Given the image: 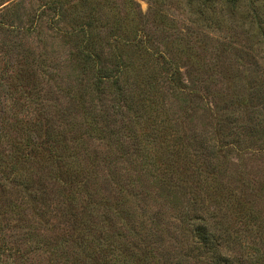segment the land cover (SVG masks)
<instances>
[{"label": "trees", "instance_id": "trees-1", "mask_svg": "<svg viewBox=\"0 0 264 264\" xmlns=\"http://www.w3.org/2000/svg\"><path fill=\"white\" fill-rule=\"evenodd\" d=\"M6 1L0 0V6ZM20 1L0 12V30L5 28L6 35L38 37L41 31L33 25L49 12L47 21L55 27L68 21L64 29L54 27L63 58L55 52L22 54L14 76L0 82L10 111L43 110L50 93L42 83L48 81L75 108L74 114L69 108L60 110L65 122L59 142L53 126L17 117L8 124L19 128L18 152L27 147L34 162L41 160L49 172L55 162L59 165L71 231L58 251L50 247L53 254L64 264H264V225L214 178V148L204 145V138L194 147L172 124L165 94L180 110L187 108L180 98V71L153 39L144 38V17L134 0H119L122 12L114 0H47L27 27L22 25ZM242 1L224 0L229 11ZM249 1L259 8L261 0ZM207 2L189 0L193 16L202 23ZM156 18L164 28L174 29L173 18L162 13ZM253 18L264 38L261 15L256 12ZM180 39L170 42L177 50H183ZM66 69L69 73L61 78L60 70ZM88 138L107 151H90ZM98 160L113 167L108 170L117 189L112 198L104 196L105 187L99 188L101 182L107 184L108 175L99 174ZM153 183L163 191L154 199ZM161 197L179 213V218L171 215L179 222L174 231L165 226L166 205L156 200ZM150 202L160 207L151 213ZM136 209L148 217V224L136 216ZM230 216L242 220V230H233ZM184 231L192 234L191 241Z\"/></svg>", "mask_w": 264, "mask_h": 264}, {"label": "rangeland", "instance_id": "rangeland-1", "mask_svg": "<svg viewBox=\"0 0 264 264\" xmlns=\"http://www.w3.org/2000/svg\"><path fill=\"white\" fill-rule=\"evenodd\" d=\"M18 1L7 0L0 6V12ZM45 1H20L19 13L24 15V27L40 13L36 10ZM207 1L202 23L193 16L189 0H134L138 5L136 10L144 17L141 28L145 32L144 38L148 35L153 39L154 46L173 58L180 71V98L187 108L180 110L179 103L170 94H165L172 124L194 147L201 144L203 138L204 145H212L214 178L233 197L245 202L264 225V38L253 18L258 12L264 22V0L258 4L259 8L251 1L243 0L241 6L230 11L224 0ZM114 2L121 11V2ZM159 13L174 19V29L168 30L159 23L156 18ZM47 18H50V12L33 25L41 31L38 37L36 33L21 35V32L6 35L5 28L0 30V82L1 78L14 76L21 67L22 54L38 57L41 53L55 52L63 58L61 41L54 29H64L68 21L55 27ZM262 25L264 27V23ZM178 36L183 50H177L176 45L170 43ZM61 71V78H65L70 70ZM57 85L64 89L62 83ZM42 87L45 93H50L43 104L45 108H23L21 112L10 111L9 97L0 89V264H64L63 258L54 255L50 248L58 251L63 238L71 231L69 209L61 196L59 165L55 162L49 172L41 160L37 164L34 162L27 147L18 152L15 147L20 141L16 133L19 128L8 127L15 117L31 119L40 122L44 128L53 126L55 139H59L58 132L65 122L60 110L69 108L74 114L75 108L66 104L63 93L54 83L44 82ZM111 119L119 120L116 116ZM77 122H80L79 118ZM82 134L85 139L86 134ZM88 139L90 151L98 155L107 151L100 142ZM97 165L95 168L100 175H108L107 184L101 182L99 188L105 187L104 196L112 198L117 189L110 183L108 170L113 167H107L99 160ZM152 185L157 188L153 192L150 190L153 199L157 193L163 194L159 185ZM156 200L166 205L165 226L174 231L179 222L171 215L179 218L178 211L162 197ZM179 201L183 200L180 198ZM149 204L151 213L160 207L152 202ZM135 214L148 224V217H143L139 209ZM228 222L233 230L243 227L242 220L234 216H230ZM184 232L191 241L192 234Z\"/></svg>", "mask_w": 264, "mask_h": 264}]
</instances>
